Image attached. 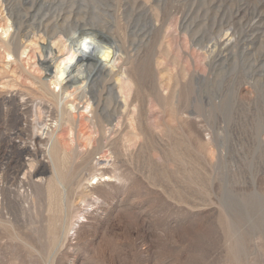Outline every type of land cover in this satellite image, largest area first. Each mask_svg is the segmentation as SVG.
I'll use <instances>...</instances> for the list:
<instances>
[{"label": "rangeland", "instance_id": "obj_1", "mask_svg": "<svg viewBox=\"0 0 264 264\" xmlns=\"http://www.w3.org/2000/svg\"><path fill=\"white\" fill-rule=\"evenodd\" d=\"M43 31L118 54L93 113ZM0 264H264V0H0Z\"/></svg>", "mask_w": 264, "mask_h": 264}, {"label": "bare ground", "instance_id": "obj_2", "mask_svg": "<svg viewBox=\"0 0 264 264\" xmlns=\"http://www.w3.org/2000/svg\"><path fill=\"white\" fill-rule=\"evenodd\" d=\"M34 36L38 40L33 42V45L42 51V69L48 78L50 89L54 87L51 92L57 101L61 116L70 112L69 106L78 112L85 109L86 113H93L92 97L87 100L91 81L87 73L93 70L113 73L119 68L118 54L116 55L112 47L105 45L94 33L87 31L75 36H66L67 39L60 38L58 42L52 41L53 35L50 36L44 31L43 34L37 33ZM118 86L120 89V85ZM115 89L117 87L111 88ZM84 100L86 102L81 108L76 102ZM58 135L59 132H55L50 136L52 146L58 141Z\"/></svg>", "mask_w": 264, "mask_h": 264}]
</instances>
